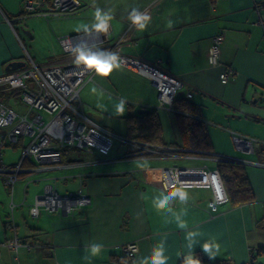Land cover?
<instances>
[{
    "label": "crops",
    "instance_id": "0c3cea01",
    "mask_svg": "<svg viewBox=\"0 0 264 264\" xmlns=\"http://www.w3.org/2000/svg\"><path fill=\"white\" fill-rule=\"evenodd\" d=\"M22 1L0 0V75L13 61L41 67L76 63L74 53H62L58 38L84 33L74 29L80 23L91 25L97 7L105 12L111 10L113 20L99 50L135 57L148 64L160 61L162 70L184 83L178 99H185V92L192 91V98L185 100L193 105V110L183 114L204 123L212 151L211 156L187 152L161 158L140 155L126 144L118 154L110 155V151L107 156L89 155L74 148L64 150L60 165L20 177L43 174L40 180L32 181L44 185L32 195L31 203L26 204L29 182L25 198L23 187L19 202L14 200L15 191L10 201L2 202L0 192V209L4 205L3 215L0 212V241L12 236L5 224L11 216L13 201L19 240L24 244L36 243L30 251L20 249L17 254L1 248L0 264H118L117 260L123 257L121 247L129 242L138 244L139 252L133 259L138 264L151 256L161 239L168 257L166 264H181L188 254L186 235L190 231L199 233L193 254L199 252L209 259L200 245L215 242L219 253L212 262L250 264L252 251L262 249L263 254L253 264H264V37L261 27L256 25L258 14L264 15V0H78L82 8L70 17L29 16L17 20L22 13ZM133 9L150 11V20L143 30L129 19ZM218 33L223 35L220 66L211 67L208 48ZM223 67L237 72L226 84L219 78ZM80 95L84 113L114 138L115 132L102 124L101 113L125 120L126 135L120 139L128 138V117L141 114L140 111H153L157 103V91L150 81L122 68L107 78L95 75ZM111 98L124 102L122 113ZM155 111L165 145L184 149L176 112L171 117L164 115L170 111ZM106 119L113 124L111 118ZM232 133L258 141L255 152H238ZM217 156L244 162L253 202L237 207L225 204L211 216L207 208L212 199L210 190L181 189L187 192V202L174 198L169 203L171 212L154 207L153 200L164 192L161 168L216 169ZM45 185H51L60 194L82 192L91 198V204L73 216L62 211H41L37 218H31L29 208ZM2 186L6 189L3 183ZM23 206L28 211L21 210L17 219L15 213ZM181 210L186 212L182 219L187 229L179 228L172 216V212ZM27 217L33 220L31 226ZM92 243L103 245L98 256L93 257L88 251Z\"/></svg>",
    "mask_w": 264,
    "mask_h": 264
},
{
    "label": "built area",
    "instance_id": "2783aa9c",
    "mask_svg": "<svg viewBox=\"0 0 264 264\" xmlns=\"http://www.w3.org/2000/svg\"><path fill=\"white\" fill-rule=\"evenodd\" d=\"M81 8L82 5L78 0H23L22 13L17 20H23L29 16L70 17ZM141 13L150 16L149 10L141 11ZM256 25L261 27L264 37L263 14H258ZM106 34L67 35L58 38V43L62 53L68 55L73 53L72 49L78 44L99 49L106 41ZM97 35L99 39L95 38ZM222 42L221 33L212 38L207 53V61L211 67L220 66ZM117 54L123 60L122 69L144 77L155 87L157 103L153 107L154 110L177 112L173 108V103L184 88V83L179 78L162 70L160 61L148 64L135 57ZM94 76V72L83 69L77 63L41 67L32 62L22 69L0 75V93L18 90L22 93L23 102L27 106L26 113L20 114L0 99V179L10 192L11 198L14 196L15 185L22 175L33 171H46L60 165L64 149L74 148L89 155H109L114 145V136L84 113L80 101L82 89L87 83L93 81ZM236 76L237 72L233 68L223 67L219 78L222 84H226ZM192 96V91L184 94L185 99H191ZM262 101L264 103V95ZM231 136L238 152L247 154L255 152L258 141L235 133ZM22 138H29V141L23 146L18 162L5 165L3 150L17 144ZM120 141L133 147L138 154L148 157L174 158L180 153L189 152L186 149L168 145L152 146L128 138L120 139ZM218 160L239 161L225 156H217L216 162ZM160 177L164 192L174 188L210 190L212 199L208 201L207 208L211 216L218 213L220 206L228 204V196L217 169H209L207 166H171L161 168ZM27 185L25 184L23 189V198H25ZM90 204L91 198L82 192L60 194L51 185H45L42 192L35 195L33 205L29 208V216L37 218L41 211L48 213L62 211L67 216H73L74 212ZM15 208L16 205L11 201V216L5 224V229L12 236L0 241V249L6 248L17 254L20 249L30 251L36 243L24 244L19 240L13 217ZM121 252L123 256L135 259L139 252L138 244L126 243L122 245Z\"/></svg>",
    "mask_w": 264,
    "mask_h": 264
},
{
    "label": "trees",
    "instance_id": "16d2710c",
    "mask_svg": "<svg viewBox=\"0 0 264 264\" xmlns=\"http://www.w3.org/2000/svg\"><path fill=\"white\" fill-rule=\"evenodd\" d=\"M0 99L6 102L4 96H1ZM173 108L177 111L175 117L181 138V147L188 150V154L210 155L212 144L206 126L201 121L183 114L191 113L193 105L185 99H177L173 103ZM127 137L139 143L164 146L162 128L156 111H145L128 117ZM216 169L225 187L228 204L231 207L249 204L254 201L252 188L243 163L236 160H218ZM261 254H263L262 249L252 251L250 264H253L255 258ZM194 256L201 260V264H227L225 261L212 262L199 252L195 253ZM117 262L118 264H134L133 259L125 256L118 259Z\"/></svg>",
    "mask_w": 264,
    "mask_h": 264
},
{
    "label": "clouds",
    "instance_id": "9594fccd",
    "mask_svg": "<svg viewBox=\"0 0 264 264\" xmlns=\"http://www.w3.org/2000/svg\"><path fill=\"white\" fill-rule=\"evenodd\" d=\"M111 10L105 12L99 7L96 8L94 13V22L89 25L86 23H80L75 27V31L77 33L83 31L86 35L95 34H103L107 33L110 22L113 20V16L110 14ZM129 19L131 23L136 26L139 30H143L147 23L150 20V17L133 9L129 15ZM172 22L169 21V27H171ZM99 39L97 35L95 37ZM75 55V61L78 65L82 66L83 69L87 71L94 72L96 76L107 78L114 71L119 70L122 67L123 60L121 57L114 51L107 50H99L98 48L89 47L84 44H78L72 49ZM93 92L96 91L95 88L92 89ZM124 108V102L121 101L118 106V112L122 113ZM179 198L181 201L187 202L188 195L187 192L181 189L174 188L168 192H161L154 200L153 205L158 210L167 209L168 212H171V208L169 207L170 201L174 198ZM186 215L184 210H181L179 213L172 212V216L174 217L177 225L181 229H187V223L182 219V217ZM199 235L197 231H190L186 235V239L188 240L187 249L188 254L184 256L182 264H201V260L194 256L192 249L193 245L197 243L196 237ZM202 252L207 255L209 260H213L219 253V245L215 242H206L200 245ZM103 249V245L101 243H92L88 251L91 256L95 257L100 254ZM165 245L164 241L161 239L158 243H156L152 249V254L150 257H146L141 259L138 264H166L168 257L165 256Z\"/></svg>",
    "mask_w": 264,
    "mask_h": 264
},
{
    "label": "rangeland",
    "instance_id": "374dc122",
    "mask_svg": "<svg viewBox=\"0 0 264 264\" xmlns=\"http://www.w3.org/2000/svg\"><path fill=\"white\" fill-rule=\"evenodd\" d=\"M73 34V33H71ZM76 34V33H75ZM26 47H27V43H26ZM28 49V47H27ZM26 56V59L28 60V56ZM38 63V61H36ZM4 96L6 98V103L9 107H11L12 109H14L15 111H17L20 114H24L27 111V106L24 104L23 102V98H22V93L18 90H12L9 92H4V93H0V97ZM112 102L111 103H117L120 104V100H117V98H111ZM80 101H81V95H80ZM166 114L164 115H170L172 117L173 112H165ZM108 113H101V119L104 120V122L102 123L104 126L112 129L115 132V138H114V146L111 150L110 155L113 154H118V152H120V148L124 147V143H122L120 141V137H125L126 135V123L125 120H123L122 118H112L110 117V115H106ZM111 118V122L113 124H108L107 123V119L106 118ZM168 139L172 140V135L168 134ZM29 141V138H22L20 139V141L17 144H14L12 146H8L3 150V162L5 165H13L16 164L19 160V158L21 157L22 154V149L23 146L25 144H27V142ZM211 156V155H210ZM210 156H205L204 158H207L209 160H213L214 158L210 157ZM212 162V161H211ZM43 175V174H42ZM41 174H33V175H27V177H23L20 178V180L16 183L15 185V196H14V200L16 202L21 201V190L23 189V187L25 186L26 183L29 182V187H28V196H27V202L26 204L31 203L33 197L32 195L37 191L38 188H40V185H44V182H37V183H32V181L35 180H40V178H42ZM1 186H0V192L3 194L2 196V202H6L10 201V192L6 189L3 188L2 186V181L0 182ZM31 183V184H30ZM39 186V187H38ZM1 208V206H0ZM2 209H4V205H2ZM2 209H0V212L2 213ZM28 211V208L26 206H23L21 209H18L17 212L15 213L16 218L18 219V217L20 216V211ZM3 215V213H2ZM9 220V219H8ZM32 219H30L29 217L26 218V222L29 226H31L32 223Z\"/></svg>",
    "mask_w": 264,
    "mask_h": 264
},
{
    "label": "water",
    "instance_id": "95a60500",
    "mask_svg": "<svg viewBox=\"0 0 264 264\" xmlns=\"http://www.w3.org/2000/svg\"><path fill=\"white\" fill-rule=\"evenodd\" d=\"M26 66V63L24 61H13L10 62L6 67H5V71L9 72L12 70H16V69H22ZM145 111H140V113H143Z\"/></svg>",
    "mask_w": 264,
    "mask_h": 264
},
{
    "label": "bare ground",
    "instance_id": "6f19581e",
    "mask_svg": "<svg viewBox=\"0 0 264 264\" xmlns=\"http://www.w3.org/2000/svg\"><path fill=\"white\" fill-rule=\"evenodd\" d=\"M126 157V156H125Z\"/></svg>",
    "mask_w": 264,
    "mask_h": 264
}]
</instances>
